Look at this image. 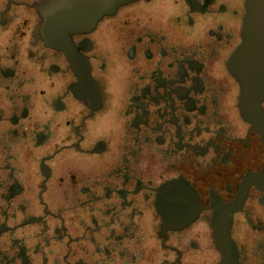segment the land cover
<instances>
[{
	"label": "flooded vegetation",
	"instance_id": "obj_1",
	"mask_svg": "<svg viewBox=\"0 0 264 264\" xmlns=\"http://www.w3.org/2000/svg\"><path fill=\"white\" fill-rule=\"evenodd\" d=\"M254 1L134 0L64 52L0 0V264H264Z\"/></svg>",
	"mask_w": 264,
	"mask_h": 264
},
{
	"label": "water",
	"instance_id": "obj_2",
	"mask_svg": "<svg viewBox=\"0 0 264 264\" xmlns=\"http://www.w3.org/2000/svg\"><path fill=\"white\" fill-rule=\"evenodd\" d=\"M133 1L43 0L42 16L45 44L51 48H58L67 52L69 35L81 30L79 19L82 20L83 27H88L103 16L113 14L117 8ZM63 6L67 7V12L71 15L64 13ZM74 18L76 22H73ZM230 68L243 90L246 87L250 69L255 70L257 74L264 71V0L254 1L251 4L243 23L242 41L232 56ZM254 78L255 74L252 80ZM252 104L253 109H256V101ZM253 117V121L255 120L254 122L257 123L256 127L260 131L264 130V118L257 117V115Z\"/></svg>",
	"mask_w": 264,
	"mask_h": 264
}]
</instances>
